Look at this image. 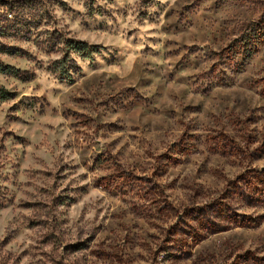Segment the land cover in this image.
I'll list each match as a JSON object with an SVG mask.
<instances>
[{
  "label": "rangeland",
  "instance_id": "1",
  "mask_svg": "<svg viewBox=\"0 0 264 264\" xmlns=\"http://www.w3.org/2000/svg\"><path fill=\"white\" fill-rule=\"evenodd\" d=\"M13 2L0 264H264V0Z\"/></svg>",
  "mask_w": 264,
  "mask_h": 264
},
{
  "label": "trees",
  "instance_id": "2",
  "mask_svg": "<svg viewBox=\"0 0 264 264\" xmlns=\"http://www.w3.org/2000/svg\"><path fill=\"white\" fill-rule=\"evenodd\" d=\"M5 0H0V37H8L13 32L18 33V27L22 24L20 20V5L18 2L13 3H4ZM251 32H244L240 34V37L243 38L242 47L249 51L250 47L255 43V45L260 42V38L262 33L258 31L257 28H253L250 30ZM246 33V34H245ZM264 35V33H263ZM53 42L50 44L51 47H57V45L64 44L63 50L61 51V58L58 60H54L51 63L49 70L53 72L57 77L61 80H72L73 74L76 71L73 65H71L72 56H79L83 59H92L93 56L99 53L100 48L96 46H92L84 41L77 40H67L64 43ZM56 44V45H55ZM19 50L17 48L4 46L0 44V54H8L18 56ZM20 72L16 70L14 67L5 64L0 59V74L19 77ZM13 98V94H10L6 88L0 85V101H6Z\"/></svg>",
  "mask_w": 264,
  "mask_h": 264
}]
</instances>
